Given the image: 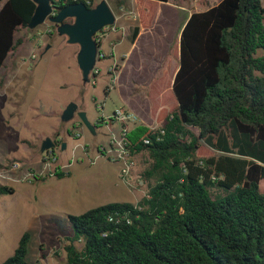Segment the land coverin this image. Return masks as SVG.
Listing matches in <instances>:
<instances>
[{
  "label": "trees",
  "instance_id": "trees-1",
  "mask_svg": "<svg viewBox=\"0 0 264 264\" xmlns=\"http://www.w3.org/2000/svg\"><path fill=\"white\" fill-rule=\"evenodd\" d=\"M50 1L56 11L76 2L94 6ZM170 1L133 0L131 43L149 27L153 5ZM263 2L220 0L189 16L171 53L178 69L170 94L152 102L159 107L155 130L137 124L126 136L129 155L150 160L143 180L155 183L136 204L67 216L65 264H264ZM35 6L0 0V69L21 44L15 35L28 29ZM13 193L0 185V196ZM30 239L24 232L1 264H37L26 259Z\"/></svg>",
  "mask_w": 264,
  "mask_h": 264
},
{
  "label": "rangeland",
  "instance_id": "rangeland-1",
  "mask_svg": "<svg viewBox=\"0 0 264 264\" xmlns=\"http://www.w3.org/2000/svg\"><path fill=\"white\" fill-rule=\"evenodd\" d=\"M92 1L95 6L101 0ZM106 1L116 16L114 29H118L120 35L131 33L136 25L133 0ZM203 2L198 0L191 7L204 10ZM160 4L153 5L155 14ZM262 6L264 8V2ZM53 26L46 20L33 30H20L15 37L21 44L0 69V185L14 190L13 194L0 196V264L13 254L24 232L31 236L28 262L65 264L66 217L80 215L105 202V199H84L83 196L89 194L82 191L78 180L98 169L94 166L96 157L106 159L99 150L108 143L109 133L101 129L97 135H91L79 124L74 130L71 126L77 123V117L65 123L60 116L76 97L77 102L83 100L90 118H110L116 109L122 108L123 102L112 90V76L105 70L109 63L102 59L96 64L99 73L94 77L95 84L79 88L82 84L75 61L78 46L68 45ZM110 30L101 33L102 42ZM103 48L104 52L109 50L107 43ZM106 59L111 60V66L114 59ZM115 127L119 128V124ZM190 130L198 136L195 128ZM46 137L57 142L52 156L39 151ZM62 143H65L64 150H61ZM131 160V177L122 181L123 193L110 197L113 202L136 204L155 183L154 179H149L144 180L143 187L136 185L150 163L146 153L131 156ZM60 172L65 177L58 179L55 173ZM55 192L58 193L53 197ZM81 246L77 244L78 248Z\"/></svg>",
  "mask_w": 264,
  "mask_h": 264
},
{
  "label": "crops",
  "instance_id": "crops-1",
  "mask_svg": "<svg viewBox=\"0 0 264 264\" xmlns=\"http://www.w3.org/2000/svg\"><path fill=\"white\" fill-rule=\"evenodd\" d=\"M219 1L216 0L213 3V1L204 0L202 3L206 6L204 10H195L191 7L196 5L198 0L161 3L159 11L154 14L149 27L140 29L133 43L129 41V31L120 35L118 29H114V26L103 42L102 40L99 42V51L104 55L102 60L110 65L111 60L106 59L110 57L114 59L112 65L114 63H117L116 66L119 65V70L115 72L112 79V90L116 91L121 97L122 108L136 115L138 125L146 128L156 127L152 117L155 116L159 107L153 108L152 102L170 94L171 84L178 69L177 59L171 57V53L178 43L184 23L192 13L205 11ZM208 2H211L212 5L207 6ZM106 43L109 50L104 52L103 46ZM109 65L107 67L105 65V70L110 74L112 65ZM79 88L81 89L82 85H79ZM142 99L143 101H141ZM72 102L79 107V110L86 113L92 124L102 118V116H91L90 118L88 111L85 110L83 100L77 102L76 97ZM108 127V125L98 124L95 128V135L101 129L108 130ZM94 166H98V169L91 174L80 176L78 180L82 191L89 194V196L83 197L90 201L105 199L103 205L112 203L110 197H116L118 193L125 191L123 180L118 177L120 165L100 156L96 157ZM56 193L58 192H55L52 196H56Z\"/></svg>",
  "mask_w": 264,
  "mask_h": 264
},
{
  "label": "water",
  "instance_id": "water-1",
  "mask_svg": "<svg viewBox=\"0 0 264 264\" xmlns=\"http://www.w3.org/2000/svg\"><path fill=\"white\" fill-rule=\"evenodd\" d=\"M32 1L36 6L28 23V29L33 30L46 20L55 25L58 36L65 37L68 45L78 46L75 61L79 70L81 84H89L90 75L96 66L99 55L96 35L104 28L113 26L116 22V16L107 1L101 0L92 8H88L82 2L71 3L56 12L50 0ZM75 116L91 135L96 134L94 124L89 121L84 111L78 110V106L74 102H70L64 108L60 119L67 123ZM55 148L56 145L52 139L46 137L41 142L39 151L40 153H45ZM64 149L65 143H62L61 150Z\"/></svg>",
  "mask_w": 264,
  "mask_h": 264
},
{
  "label": "built area",
  "instance_id": "built-area-1",
  "mask_svg": "<svg viewBox=\"0 0 264 264\" xmlns=\"http://www.w3.org/2000/svg\"><path fill=\"white\" fill-rule=\"evenodd\" d=\"M76 1V0H73ZM87 4H89V1H87ZM52 7L54 8V11L56 12L55 6L52 4ZM114 26V25H113ZM112 26V27H113ZM111 27V28H112ZM106 29H109V27L104 28L96 35V41L99 43L101 41V33L104 32ZM35 56L32 55V58ZM104 57L103 53L99 51L98 60L102 59ZM116 65L112 66L110 68V73L114 72ZM98 70L95 68L93 69L91 75H90V84L94 85V75L98 74ZM97 121H100V125L103 124L104 126L108 125V143L103 145L102 148H100L99 152L100 155L104 156L107 160H109L112 163H116L120 165L119 171H118V177L123 181H128L131 177V171L133 168V162L131 160V156L129 155L128 149H127V139L126 136L129 133V131L137 125V117L132 112L119 108L116 109L112 116L110 118H99ZM119 124V128L115 127L114 125ZM80 125L79 120L76 124L72 125V129H76L77 125ZM82 125V124H81ZM150 130H155V127L149 128ZM160 134H162V131H160ZM143 144L149 145L150 139L145 137L142 139ZM54 150H50L45 152V154L49 153L51 156L54 154ZM54 160V158H52ZM145 181L142 178L137 179L136 185L138 187H143L145 185ZM144 196L147 198V193H144ZM143 196V197H144ZM111 220V218H110Z\"/></svg>",
  "mask_w": 264,
  "mask_h": 264
},
{
  "label": "flooded vegetation",
  "instance_id": "flooded-vegetation-1",
  "mask_svg": "<svg viewBox=\"0 0 264 264\" xmlns=\"http://www.w3.org/2000/svg\"><path fill=\"white\" fill-rule=\"evenodd\" d=\"M56 145V144H55ZM57 146V145H56Z\"/></svg>",
  "mask_w": 264,
  "mask_h": 264
}]
</instances>
